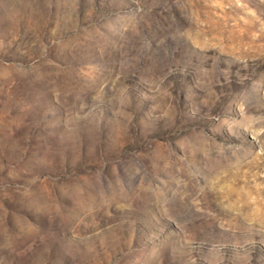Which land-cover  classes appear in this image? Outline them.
<instances>
[{
	"label": "rangeland",
	"instance_id": "1",
	"mask_svg": "<svg viewBox=\"0 0 264 264\" xmlns=\"http://www.w3.org/2000/svg\"><path fill=\"white\" fill-rule=\"evenodd\" d=\"M0 264H264V0H0Z\"/></svg>",
	"mask_w": 264,
	"mask_h": 264
}]
</instances>
